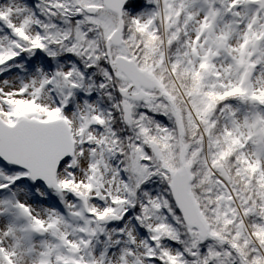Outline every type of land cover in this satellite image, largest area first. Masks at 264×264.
<instances>
[{"label": "snow or ice", "instance_id": "1", "mask_svg": "<svg viewBox=\"0 0 264 264\" xmlns=\"http://www.w3.org/2000/svg\"><path fill=\"white\" fill-rule=\"evenodd\" d=\"M0 264H264V0H0Z\"/></svg>", "mask_w": 264, "mask_h": 264}]
</instances>
